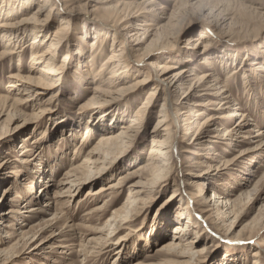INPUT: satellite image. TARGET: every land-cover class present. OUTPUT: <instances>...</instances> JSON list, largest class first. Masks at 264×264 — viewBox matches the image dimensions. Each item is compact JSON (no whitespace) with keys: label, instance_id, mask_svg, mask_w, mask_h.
Listing matches in <instances>:
<instances>
[{"label":"rangeland","instance_id":"obj_1","mask_svg":"<svg viewBox=\"0 0 264 264\" xmlns=\"http://www.w3.org/2000/svg\"><path fill=\"white\" fill-rule=\"evenodd\" d=\"M86 1L88 6L85 4ZM102 1L73 0L70 4L72 10L68 8L71 12L67 15V19L70 22L71 40L68 45L71 49V60L66 63L64 69V85H60V89L48 91L40 96L44 101L43 111L39 113L38 118L40 125L35 127V123H29L26 128L18 127L24 124L23 115L5 120L6 115L0 114V118L3 117L0 119V164L5 159L9 160L0 166V211L3 214L8 212L14 203L17 204L18 210L17 217L12 220L14 227L4 228L10 232L0 230V249L7 250L14 245L11 252L6 254L5 264H168L170 262H166V259L182 263L189 260V257L192 258L189 264H255V251L260 252L257 264H264V153L253 150L249 155L246 153L243 158H237L240 160L229 162L243 150L257 145L258 138L253 136L258 134L259 129H264V0H180V2L179 0H156L157 11L154 17L157 19L156 24H165L162 30L165 34L162 35L163 38L157 40L158 42L156 41L158 37L152 36L140 46H136L138 50L131 55V61L134 60L133 55H139L142 64L139 66L131 62L129 66L134 67L133 76L116 83L115 86L119 87L134 78L142 79L147 74L150 79L143 87L123 99L121 105L116 108L115 105H111L108 108L109 114L99 111L93 113L95 122L100 128L110 127L113 131H121L122 124L132 121L135 110L143 104L151 86L159 83L160 73L154 67L155 61L156 63L162 60L169 61L175 65L172 69L174 73L187 68L189 71L184 78L185 89H177L173 92L171 90L168 96L167 88L160 85L161 93L151 101L139 125L140 131L131 139V142H128L126 152L112 159V162L107 164L108 168L104 174L93 173L92 177L101 175L104 185H108L119 181L121 176L128 174L130 170L133 171L140 165L146 164L152 146V132L156 128L165 96L172 100H183L184 91L188 90L192 84L191 78L202 76L206 72H210L211 77L220 82L219 88L204 91L208 94L202 91L197 93V95L204 93L205 98L192 96L191 104L201 102L206 105L209 102L212 106L209 105L206 109L203 105H191L197 110L205 111V114L198 117L188 114L190 111H187L185 116H189V124L196 130L197 119L203 121L207 115L216 114L221 116V120L212 127L232 129L241 119L248 118L249 123L246 127L251 132L254 131L249 141L236 144V140L233 141L230 138L227 140L222 137L212 138L211 141L215 142H209V145L214 146L213 149L192 145L190 143L192 134L185 136L187 143L177 141L182 140L187 131L184 129L185 126L180 127L184 122L176 126V120L171 111L168 119H170L171 136L175 137V146L170 160V172L164 176L165 178L162 177L143 188L148 190L147 196L137 205L136 211H138H133L124 224L120 218L114 221L110 217L114 210L127 204L132 187L130 185L138 181L146 182L148 177L146 172L130 178L124 186L115 189L113 194H109L110 191L93 194L101 182L96 183L97 178H91L88 179L89 183L77 188L72 197L64 198V195L51 203L50 200L60 187L53 184L62 179L74 164L81 163L86 156V152H82L79 159L73 160L77 157L76 151L80 150L81 141L86 132L84 120H80L78 116L81 113L80 106L87 105L94 94L96 84L95 76L86 74L90 69V71L93 70L92 72L98 71L114 48L112 45L114 30L106 29L101 23L102 15L105 13L102 6L105 2ZM118 1L136 4L143 0H116L115 2L118 3ZM162 6L165 7L160 9ZM60 7L63 8L64 5L60 4ZM34 10L35 6L32 11ZM172 12L174 14L170 19ZM21 13L19 12L16 19L21 18L23 14ZM60 22L59 15L48 18L47 26L41 30L43 33L41 32L39 36V38L42 35L46 37L45 44L42 45L43 49L49 44L50 40L47 39L53 36ZM101 30L108 33L103 36V41H100L96 63L93 67L87 66L92 56L90 44L98 34H104L97 33ZM32 38L33 36H29L28 41ZM201 38H204L205 44L197 46V41ZM120 44L119 41L117 45ZM130 46L134 45L129 42L127 50ZM199 47L204 49L200 51ZM28 50L30 49L27 48L21 66H18L19 58L16 56L0 62L1 94H11L7 88L10 73L30 72L32 62ZM63 52H59L60 60H63ZM19 67H23V70ZM61 79L62 76H60V82ZM193 84H196V80ZM222 90L232 95L231 108H225L226 105L221 103L222 95L211 94L221 93ZM188 91L187 93H190L192 90ZM38 107L39 104L27 106L23 113L31 115L38 110ZM237 107H241L240 111L245 117L239 115L237 118H232L231 112ZM111 117H113L112 120ZM58 118H65L66 123L59 125ZM161 132L167 133L163 127ZM99 133V129L96 128V133L91 134L92 139L87 148L98 142ZM28 135L31 136L28 140L29 144L37 138V142L32 145L36 147L35 150L39 148L40 152L42 150V159L41 162L35 161L26 168L25 163L20 160L23 158L21 144ZM239 138L242 140L243 137ZM89 139L87 138V142ZM236 162L238 165H233ZM208 163L224 164L220 167L222 172L218 174L216 169L208 172L209 169L206 167ZM38 168H42L43 171L31 173L29 177L22 174L16 181L9 173L15 169L21 172L24 170L22 172L24 173L25 170L35 171ZM204 171L203 176L196 178L195 175ZM192 180H198V183H190ZM200 183H205L203 193L200 191ZM11 185L12 188L8 192L6 187L10 188ZM174 190L176 194H173ZM215 191L221 193L223 199L216 198ZM19 194L22 195L21 200L17 197ZM224 197L235 200V204L224 203ZM188 201L190 205L186 208ZM208 203L218 205L222 210L218 211L217 207L216 212L202 213ZM37 205L49 211L44 214L30 213V215L24 212L29 208L28 206ZM129 209L133 210V207ZM55 213L58 217L54 216ZM67 221L77 227L76 234L73 231L70 234V231L64 227ZM184 222H188L189 225V234H186V231L181 233L185 239L184 243L186 244L189 240L195 243L188 245L189 247L186 245L183 247L187 249L193 247L195 254L190 253L188 257L159 251L158 249L164 244L176 239L175 226ZM37 223H41L43 227L50 225V228L48 227L42 236L36 239L35 244L32 245L33 248L28 247L26 246L28 238L22 239V229L19 228L26 226L28 230ZM62 230L64 236L58 237V233ZM51 234L56 237L51 240V242L54 241L51 248L41 251L34 248L42 238H50ZM103 234H108V237ZM99 236L100 240L97 239ZM63 238L66 239L65 243L75 245L76 250L58 248L57 242ZM119 239H121L119 244L121 248L118 245L107 253L98 252L104 241L113 243Z\"/></svg>","mask_w":264,"mask_h":264},{"label":"bare ground","instance_id":"obj_2","mask_svg":"<svg viewBox=\"0 0 264 264\" xmlns=\"http://www.w3.org/2000/svg\"><path fill=\"white\" fill-rule=\"evenodd\" d=\"M115 1L116 0L102 1L105 2V4L102 5L105 13L102 15L103 19L102 20L99 19L101 20L102 25L106 29L114 30L113 31L114 42L112 44L114 48H112L111 50L112 53H110V55L108 56V58L102 64L101 68L98 71L92 72L93 70L90 71L91 70L90 69L89 72L86 74L87 76L91 74L94 75L95 76L94 79H96V84L94 87V94L90 97V100L87 102V105L80 106L79 112L81 113L78 115L80 120L81 119L84 120V125L86 126V132H85V136L81 141L82 146L80 150L76 151L77 157L73 158V160L79 159L82 152H86V156H84L85 159H83L81 163L74 164L70 168V170L67 171V173H65V176H63L62 179L58 180V182L53 184V185H58L60 187L58 188V191H56L55 196L50 201L51 203L52 201L56 202V199L58 197H63L64 195H65L64 198L66 196L72 197L74 195V191L77 190V188H81L84 185H86L87 182L89 183L88 179L91 178H97L96 183L101 182L100 183L101 185L99 186L98 189H95L93 194H101L107 191H110L109 194H113L115 192V189L124 186V183L128 181L130 178H134L135 176H140L141 172H146L148 173L146 182L138 181L137 183L135 184L133 183V185H130L132 187L130 188L129 191V197L126 202L127 204H125L123 207L114 210L113 215L110 217L114 221L115 220L117 221L120 218L124 224V222H126L128 218L131 216V213L133 211L135 212L138 211V210L136 211L138 207L137 205L141 200H143V198L147 196L148 192L146 191L148 190L147 189L143 190V188H146L147 185L154 183L155 181L161 179L170 172L171 169L170 160L172 158V153L174 151V146H175V137L171 136L170 123H169L170 119H168L171 111H172V115L175 117L176 126H179L180 122H184L182 125H180V127L183 128L185 126L184 129L187 131L184 134L182 140L178 139L177 141L186 142L187 137L185 138V136L192 134V142L190 143L194 146L197 145L200 147L201 146L209 147L213 149L214 146L210 147L211 145H209L210 144L209 142H215V141H211L212 138H221V137L222 139H226V140L227 138H230L233 141L236 140V144L237 143L240 144L247 142V140L249 141L254 131L251 132L246 127V125L249 123L248 118L241 119L237 123V125H235L232 129L229 128L218 129V127L214 128L212 127V125H214L217 122H220L221 120V116H218L216 114L207 115L203 121L197 119L196 130H194L193 127H191V125L189 124V120H190L189 116H185L187 111H190V113L188 114H192L198 117L205 114L204 113L205 111L202 112L201 110H197L196 107H191V105L193 106H195V104L197 106L203 105L204 107L206 106V109H208L209 105H211L209 104V102L208 103L206 102L207 103L206 105H204L201 102L198 103L196 102L194 104H191L190 100H192L191 99L192 96L193 97L203 96L206 91H211L214 88H219L218 86L220 82L218 80L213 79L211 77L210 72H206L202 76L198 75L195 76L194 78H191V80L193 81L192 84H190L188 90H192V91L190 93H187L189 91L185 90L184 91L185 95L183 97V100L181 101H179L180 99L172 100L169 99L167 96H165L162 102V108L160 110L161 114L159 115L156 128L152 132V146L150 148L149 160L146 164L140 165L138 169L136 168L133 171L130 170L128 174L122 175L119 181L115 183L111 182L108 185H104L103 183L104 180L102 178L103 176L99 175V177L98 176L92 177L93 173L104 174L106 168H108L107 164L111 163L112 159H115L116 157H119L121 154L123 155V153L126 152L127 150L126 147L128 146V142H131L132 141L131 139L135 135H137L140 131L139 127L141 126L139 125H141V122L145 116L146 111L148 110L149 105L151 104V101L156 99L158 94L161 93V90L159 91V88L161 89L160 85L163 86V88H167L166 91L168 96L169 93H171V90L173 92L174 90L177 91V89L178 90L185 89L184 78L186 73L189 71L187 68H183L180 71L174 73L172 72L173 71L172 69L175 67V65L171 64L169 61L162 60L158 63H156L155 61L154 67H156V69H158L160 73L158 79L159 83L158 85L156 84L151 86L150 90L147 93V98L145 99L143 104L137 110H135V115L132 116L131 119L132 121L130 123L122 124L121 131H113V129H111L110 127L107 128L101 126L102 128H100L95 122L93 113H97L98 111L101 113L102 112L105 113L108 111L110 112L108 108L111 105H115V108L116 106L121 105L123 99L127 98V96L130 95L132 92H135L139 88L143 87L150 79V76L147 74V76L143 77L142 79L134 78V80H130L125 84H121L119 87L115 86L116 83H120V81L124 79L126 80L131 76H133L132 69L134 67L129 66L131 62H134L139 66L142 64L141 58L138 57L139 55L138 56L133 55L134 60L131 61V57H132L131 55L133 54L134 51L136 52V50H138L136 46H140L143 42H146L152 36L158 37L156 41L160 40L161 37L163 38L162 35L165 34L162 32V30L165 28V24L164 25L156 24L157 19L154 17L155 15L154 13H156L157 11L156 0H143L136 4L125 1L123 2L121 0H120L121 2L118 1V3ZM182 2L183 1H181V3ZM72 3L73 0H0V62L5 60L6 58H13L16 56L19 58L18 66H21L22 59L23 56L26 55L25 53L27 52V48L30 49L28 51H30L31 62H32V65L29 69L30 72L25 74H20L19 72L18 73L12 72L8 75L9 80H8L7 88H9L8 92H10L11 94L4 95L0 93V114H3L4 116L6 115L5 120L12 119L19 115H23L24 124L18 125V127L22 126V128H26L27 124L29 123L30 124L35 123L36 125L35 127L39 126L40 125L38 124L39 113L43 111L42 109L44 102L42 101V97L40 96L42 94H46V92L48 91H53V90L55 91L57 88H59L60 85L62 84L64 85L65 83L63 81L64 80L63 78H65L64 69L66 63H68V61L71 60V55H70L71 49L68 45L69 41L71 40V35L69 34L70 22L67 19V15L70 14L71 12L68 11V8L71 7L70 4ZM60 4L62 6L64 5V7L63 8L60 7ZM85 4L88 6L87 1ZM34 6H35V10L32 11ZM163 7L165 6L160 7V9ZM76 9L78 10V8ZM70 10H72V8H70ZM80 10H83L82 7L80 8ZM19 12H22L23 14L21 13L22 16L20 19H16L17 18L16 16H18ZM173 14L174 12H172L170 19L173 17ZM55 15L60 16L61 22L59 26L54 30L53 36L48 37V33H47V37H48L47 40L50 41L49 44H47L46 48L43 49L42 45L45 44L44 41L46 37L44 36L45 37L44 38L42 35V37L39 38L42 32L41 30H43L47 26L46 22L48 21V18ZM158 16H160V14H158ZM99 32H103L104 34H98L90 44V48H91L90 52L92 56L90 59V63H88L87 65L90 67H93L94 64L96 63V58H97L96 53L99 49L100 41H103V36H106L108 33L104 30L97 31V33ZM117 35L119 37H117ZM29 36H33V38L30 41H28ZM203 39L204 38H201L197 41L198 42L197 46H202L205 44V41ZM119 41L121 44L117 45ZM129 42H131V45L133 44L134 46L132 47L130 46L129 50H127V48L129 47V45L127 47V44H129ZM199 48L200 51L204 49V47L203 48L199 47ZM59 52H63L62 54L63 60L59 59L58 56ZM145 52L143 53L145 54ZM79 54L82 55V53L80 52ZM19 69L23 70V67H19ZM107 74L108 77H106ZM192 74L194 75V73ZM60 76H62L61 82L59 81ZM188 77L190 78V75H188ZM195 80H196V84H193ZM201 91L202 92L205 91V92L203 94L197 95V93ZM175 93L176 92H174V94ZM211 94L222 95L221 103L223 105H226L225 108L232 107L233 97L229 93H226L225 90H222L221 93L218 92ZM205 97L203 96V98ZM36 104H39L37 111L31 113V115H26L25 113H23L25 111L24 109H26L27 106H35ZM240 110L241 107H237L236 110L232 111L231 113L233 114L231 115L230 113L232 118L233 117L237 118L239 115L243 117L244 113H242ZM109 112L107 114H109ZM112 118L113 117H111V120ZM57 121L59 125H64L66 123L65 118L64 119L58 118ZM56 127H58V125ZM162 127L163 130L167 131V133L161 132ZM96 128H98L100 132L99 133L100 136L98 137V142H96L94 146L87 148L89 147V143L92 139L91 134L93 135V133H96ZM257 132L258 134L256 136H253V138L254 137L256 139L258 138V140L256 141L257 145H255L252 148L243 150L239 155L229 160V162L233 163V161L240 160L237 158H243L246 155V153L249 155L250 152L253 150H259L264 153V129H259ZM235 133L237 135H235ZM235 136L238 137V139H235L236 138ZM239 137H243L242 140H240ZM87 138H90L88 142H87ZM29 139H31L30 135L24 138V142L21 144L22 147L21 157L23 158L22 160H20V162L25 163L24 167L26 168H29L31 164L35 163V161H40L42 159L41 156L42 150L41 152L39 150L40 148L38 150H35L36 147L33 146L37 142V138L34 139V141H32L33 145L31 143L29 144L28 142ZM196 154L199 155V152L196 151ZM8 161L9 160L7 159L1 161L0 166H2ZM223 165H214L213 163L211 164L208 163L206 167L207 169H209L208 172L216 169L219 174L222 172L221 171L222 169H220V167ZM233 165H238V162L234 163ZM32 167L34 166H31V168ZM30 170H25V172L22 173L24 170L21 172L19 169H15L10 171L9 173L14 177V181H16L17 178L22 176V174L29 177L35 172L38 173L41 170L43 171L42 168H38L35 171L34 170L30 171ZM204 174L205 171L195 176L196 178H198L200 176H203ZM190 183L197 184L198 180L197 181L192 180ZM204 184L205 183H200L199 185L201 193L205 191V187L203 186ZM6 188L8 189L9 192L12 188V185L10 188L8 187ZM69 192L70 194H68ZM173 194H176L175 190ZM17 197L20 199L22 195L19 194ZM215 197L219 198L220 200L223 199L221 193L217 191H215ZM224 198H225L224 199L225 201H223L224 203L235 204L236 202L235 200L233 201V199H229L228 197H224ZM50 201H48V205L50 204ZM206 202H208V200H206ZM189 205H190V201H188L186 208H188ZM16 206L17 204L14 203L10 207L8 212L4 214L2 213V211H0V230H4V232L8 233L10 232V230L4 228L9 227L11 229L12 227H14L12 220L17 217L16 215L18 213V210ZM28 207L29 208L25 209L24 212L29 213V215L30 213L44 214L47 213V211H49V210H44V208H41L38 205L28 206ZM130 207H133V210L129 209ZM216 209H218V211L222 210L218 205L215 206L213 204L208 203V205L206 206L205 210L202 211V213L205 212L207 213L209 211L216 212L217 211ZM55 215L56 217H58V214L55 213L54 216ZM200 216H202V214ZM49 226L50 225L43 227L41 226V223H37L35 225H32V227L28 230H26L25 228L26 226L24 228L20 227L19 229L20 230L22 229V233L20 232L22 235L21 236L22 239L28 238L26 246L32 247V245L35 244L36 239L40 238L42 234L45 232V230L48 229ZM64 227L70 231V234L72 233L71 231L75 233V230L77 228L74 224H70L68 221L65 222ZM175 227H176V231H175L176 239H174L173 242L164 244L158 250L166 251L172 254L173 253L179 254V256L189 257L190 253H194L193 252L194 249L193 247H190L188 249L186 247H189L188 245H194L195 241L189 240L185 244L184 236H182L181 234L185 231L186 234L187 233L189 234L188 222L180 223ZM63 232H64L63 230L59 232L58 237L64 236L62 235ZM10 234L11 236H13L12 232ZM103 235H106L105 237H108L107 236L108 234H103ZM54 237L55 236L51 234L50 238H42L36 246L34 245L35 246L34 248L38 251L45 250L49 247L51 248V246L54 245L53 244L54 241L51 242L52 239L54 240ZM97 239L100 240L101 237L99 236ZM120 240L121 239L113 243L112 242L107 243L108 240L104 241L102 243V248L99 249L98 252L100 251L101 253H107L108 251H112L113 249L117 248L119 244H121ZM65 241L66 239L64 238L61 239L60 241L57 242L58 244L56 246L61 249L76 250L75 245L65 243ZM183 245H186V247H183ZM13 246L7 248V250L0 249V264H5V260L7 258L6 254L11 252ZM119 248H121V245H119ZM254 256L256 257L255 264H257L258 258L260 257V252L255 251ZM191 259L192 258L189 257V260L184 261L182 263L168 259H166L165 261L170 262L168 264H189L192 261Z\"/></svg>","mask_w":264,"mask_h":264}]
</instances>
